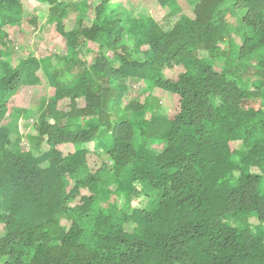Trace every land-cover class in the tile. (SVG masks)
Instances as JSON below:
<instances>
[{"label":"trees","instance_id":"1","mask_svg":"<svg viewBox=\"0 0 264 264\" xmlns=\"http://www.w3.org/2000/svg\"><path fill=\"white\" fill-rule=\"evenodd\" d=\"M36 1L63 39L53 56L33 55L21 0H0V264H264V0H188L193 16L161 23ZM38 71L54 94L20 136L7 98Z\"/></svg>","mask_w":264,"mask_h":264},{"label":"rangeland","instance_id":"2","mask_svg":"<svg viewBox=\"0 0 264 264\" xmlns=\"http://www.w3.org/2000/svg\"><path fill=\"white\" fill-rule=\"evenodd\" d=\"M116 8L118 11L127 10L131 12L136 17L151 16L156 22L161 23L164 21L165 17L168 15V12L171 11L174 7L180 8L177 10V15L184 13L189 16H193L191 10L192 6L188 0H176V5L169 7L168 5H161L158 0H119L118 4L116 0ZM23 5V27H25L29 32V40L31 45L35 46L33 50V55L38 58H44L47 56H53V54L59 53L63 48V39L58 35L54 30V25L48 23V19L45 14L47 12V7L43 4L38 3L36 0H21ZM37 17V20L34 25L30 24L28 20L30 17ZM178 16H175L171 19V22H175ZM78 18L81 19V22L78 21ZM75 12H70L64 21L66 30H75L80 23L83 25L90 26V21L94 19V11H84L82 17H78ZM84 21V22H83ZM91 47L95 46L90 43ZM33 49V48H32ZM27 51H22L17 53L19 59L27 56ZM31 54V52H30ZM90 58V55L87 56ZM221 62L215 65V69L220 71L222 69ZM172 71H168L171 73ZM38 77L40 79V84L35 86H24L17 93L10 95L8 100V109L5 119L2 121L3 125H6L8 128L17 131L21 135H34L35 130L33 128V121L35 117L36 110L38 108V102L43 98H52L54 91L51 89L45 79V76L42 71H38ZM142 83L129 85L128 94L130 97H133L136 101H141L144 96L140 93ZM153 95L160 100V105L162 111L166 112L169 107V102L167 100V94L161 91H154ZM68 100L65 99L59 102L60 109H67ZM80 106L83 105V101L79 100ZM26 109L30 115L29 118H25L23 112L18 118L15 115L17 110ZM16 133V134H17ZM16 135L12 134L11 138L13 139ZM104 143L100 140L96 142V146L100 147ZM90 146V145H88ZM92 147V146H91ZM64 154L73 152V148L70 146H63L60 148ZM98 149V148H97ZM36 150V149H34ZM48 151V145L46 143L42 144L37 150L38 153L43 154ZM110 190H114L115 186H111ZM251 222L256 224L257 221L251 219Z\"/></svg>","mask_w":264,"mask_h":264},{"label":"crops","instance_id":"3","mask_svg":"<svg viewBox=\"0 0 264 264\" xmlns=\"http://www.w3.org/2000/svg\"><path fill=\"white\" fill-rule=\"evenodd\" d=\"M38 58V57H37Z\"/></svg>","mask_w":264,"mask_h":264}]
</instances>
